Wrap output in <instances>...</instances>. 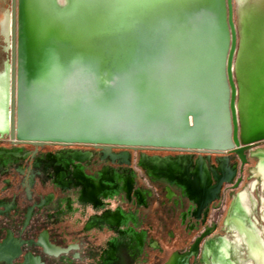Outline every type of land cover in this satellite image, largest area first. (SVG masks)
Masks as SVG:
<instances>
[{"label":"water","instance_id":"water-1","mask_svg":"<svg viewBox=\"0 0 264 264\" xmlns=\"http://www.w3.org/2000/svg\"><path fill=\"white\" fill-rule=\"evenodd\" d=\"M12 18L0 134L224 152L233 129L247 145L233 0H13Z\"/></svg>","mask_w":264,"mask_h":264},{"label":"flooded vegetation","instance_id":"flooded-vegetation-1","mask_svg":"<svg viewBox=\"0 0 264 264\" xmlns=\"http://www.w3.org/2000/svg\"><path fill=\"white\" fill-rule=\"evenodd\" d=\"M12 6L0 0L3 74ZM238 141L232 129L224 152L96 147L4 130L0 264H264V141Z\"/></svg>","mask_w":264,"mask_h":264},{"label":"bare ground","instance_id":"bare-ground-1","mask_svg":"<svg viewBox=\"0 0 264 264\" xmlns=\"http://www.w3.org/2000/svg\"><path fill=\"white\" fill-rule=\"evenodd\" d=\"M239 3L242 5V7L246 10L245 16L246 17H252L253 19H249L248 25L252 23L253 27H255L257 30L261 28V19L262 14L258 13H252L253 10H260L257 12H264V0H238ZM262 10V11H261ZM264 17V16H263ZM239 59H237L234 73L238 72V66H239ZM240 76V75H239ZM257 78L252 79V82H248L247 84L244 83L242 85L245 88V91L241 92L242 101L241 104H239L238 107V115L241 117V122L243 125V139L247 145L254 144L256 139L260 137L261 135L256 134L257 130H259L260 127L264 128V75L262 77H259L256 75ZM242 87V88H243ZM258 91L260 93V96L257 94H253V91ZM264 132V131H263ZM263 166L260 168V173L262 174L264 178V170ZM254 185L251 186L252 189H254ZM252 192H246V195L241 197L239 204L242 206L243 209H246V213H253V210L255 209L253 206L252 201ZM264 205V200H263Z\"/></svg>","mask_w":264,"mask_h":264},{"label":"rangeland","instance_id":"rangeland-1","mask_svg":"<svg viewBox=\"0 0 264 264\" xmlns=\"http://www.w3.org/2000/svg\"><path fill=\"white\" fill-rule=\"evenodd\" d=\"M260 10H253L252 13L262 14L264 12H257ZM262 11V10H261ZM233 13H234V26L237 33V57H241L242 54L246 57L245 63L241 67V75L246 78L245 83L252 82L256 75L262 77L264 75V17L261 19V28L257 30L253 27L252 23L248 25L247 20L253 19L252 17H246V10L242 7L238 0L233 1ZM7 60L3 58L2 66L0 65V75L3 74V66L6 65ZM238 75L240 73L238 72ZM234 81L237 90H240L242 81L238 77H234ZM256 90V89H255ZM253 94H258V91H253ZM238 98V103H240Z\"/></svg>","mask_w":264,"mask_h":264}]
</instances>
